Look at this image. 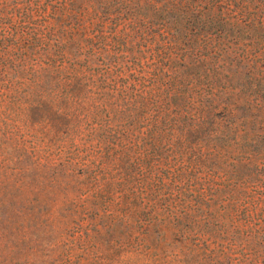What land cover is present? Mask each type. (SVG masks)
Masks as SVG:
<instances>
[{
	"label": "trees",
	"instance_id": "16d2710c",
	"mask_svg": "<svg viewBox=\"0 0 264 264\" xmlns=\"http://www.w3.org/2000/svg\"><path fill=\"white\" fill-rule=\"evenodd\" d=\"M245 1L0 0V264H264Z\"/></svg>",
	"mask_w": 264,
	"mask_h": 264
},
{
	"label": "rangeland",
	"instance_id": "374dc122",
	"mask_svg": "<svg viewBox=\"0 0 264 264\" xmlns=\"http://www.w3.org/2000/svg\"><path fill=\"white\" fill-rule=\"evenodd\" d=\"M243 6L245 30L241 39L242 83L246 96L264 107V29L257 24L251 31L248 30L250 16L256 21L260 19L262 0L245 1ZM262 169L264 168L260 166L259 170ZM8 219V216L0 211V233H2V227L10 225ZM26 223L33 224L32 221H26Z\"/></svg>",
	"mask_w": 264,
	"mask_h": 264
}]
</instances>
